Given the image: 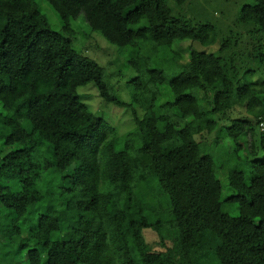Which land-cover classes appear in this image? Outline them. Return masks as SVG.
<instances>
[{"label": "trees", "instance_id": "obj_1", "mask_svg": "<svg viewBox=\"0 0 264 264\" xmlns=\"http://www.w3.org/2000/svg\"><path fill=\"white\" fill-rule=\"evenodd\" d=\"M187 1L0 0L4 264H264V78L253 80L264 71V0H224L234 6L227 29L205 5L185 11ZM81 15L129 50L119 80L130 101L75 48ZM86 86L134 128L120 136ZM214 133L210 147L200 141ZM223 135L234 144L218 153L234 191L226 200L210 151Z\"/></svg>", "mask_w": 264, "mask_h": 264}, {"label": "rangeland", "instance_id": "obj_2", "mask_svg": "<svg viewBox=\"0 0 264 264\" xmlns=\"http://www.w3.org/2000/svg\"><path fill=\"white\" fill-rule=\"evenodd\" d=\"M241 3L251 4L252 1L244 0ZM198 4L200 6L202 5V7H204L203 5H205V7L207 8L205 11V14L207 15V17H209L213 21H216L215 23H218V25L222 26V28L227 29L228 26L233 25V21H234V18L232 17V13L234 9L233 4H230L229 2L225 3L224 0H221V1L220 0H215V1L214 0H188L187 4L185 5V11H187L188 13L192 12L193 15H195L194 8L198 6ZM239 7H241L240 3L238 5V8ZM34 9L35 7L31 6L30 8H27L25 12H27L28 14V13H31L32 10ZM39 9L48 17L53 29L56 31H60L62 22L60 20V17L57 15V13L52 9V7L47 3H42ZM71 25L75 31V37H74L75 46H76L75 48L80 52L81 50L83 51L86 50L84 52H86L90 58L96 60L100 65L106 67L110 72L114 73L115 75L113 79L114 87L116 88L117 92L120 94L123 100L130 101V97L127 96L126 90L123 84L120 83L121 81L119 80V78H122L125 75L124 73L126 72V70L124 69L122 63L126 61L129 55V50H120L117 46L109 43L99 33L92 32L90 27L85 22L83 15H81L76 20H72ZM186 42H182V43H186ZM182 43L181 42L176 43L174 48L183 49L184 57L185 59H188V55L185 52V48L189 47V45L182 44ZM189 44L190 46L192 45L195 49L199 51H204V50L208 51L207 48H203L199 44H193V43H189ZM117 73L119 74V76ZM128 74L129 76L130 75L133 76V73L132 72L130 73V71L128 72ZM129 76H127V78L124 79L125 82L128 80ZM262 78H264L263 69L257 71L256 75L253 77V80L254 81L261 80ZM165 88L166 86H164V89ZM86 89H90V86L83 87L82 89H80V92L84 90L85 93L89 95L91 94L90 96L91 98L87 100L89 105L93 107L94 110L103 114L102 116H104L113 126L117 128L120 136L124 135L125 133H127L128 131L134 128L133 120L129 112L121 108H117L116 106L111 105V104H108V106H105L103 103L99 101V99L97 98V94L93 96V91L86 90ZM234 116L241 117V118L248 117L243 107H238L236 109ZM216 136H218V134L216 135L214 133L211 136V138H208L207 140H205V136H204L200 141L209 145L210 147L212 144L216 142L215 141ZM232 145H234L233 142L229 138L223 135L222 140L220 141L218 147L216 146L214 151L210 150L212 152V155L216 158L217 166L219 167L218 178L222 183V200H226L230 198L231 196H233L234 191L233 189L230 188L228 180H227V175H226L227 168H226V171H223L221 162L218 160V153L228 151V149ZM209 147H207V149ZM219 147H221V149ZM225 209L232 216L239 215L238 204L236 203H232L230 201L226 202ZM151 233H153V231L145 232L146 239L147 237H149ZM164 235L166 238H169L170 234L167 235V233H164ZM148 239L151 241V244L153 245V247L157 248L155 236H150V238ZM149 240L148 242H150ZM4 263H5L4 259L2 255H0V264H4Z\"/></svg>", "mask_w": 264, "mask_h": 264}]
</instances>
